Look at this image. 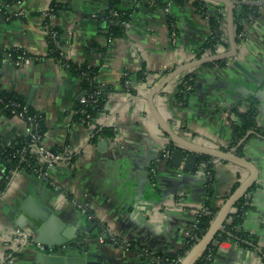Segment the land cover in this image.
Listing matches in <instances>:
<instances>
[{
  "label": "crops",
  "instance_id": "1",
  "mask_svg": "<svg viewBox=\"0 0 264 264\" xmlns=\"http://www.w3.org/2000/svg\"><path fill=\"white\" fill-rule=\"evenodd\" d=\"M60 2L62 7L51 23L64 33V56L97 66V80L112 91L104 111L91 123L72 120L73 107L82 89L77 77L47 55L43 12L50 0H11L5 7L7 15L0 11L1 87L25 101L32 90L30 105L41 111L45 119L44 143L51 149L65 143L68 154L75 156L73 162L69 161V155L59 160L52 170L62 191L54 190L32 174H16L9 181L0 197V264H31L23 245L24 234L15 233L19 227L12 212L26 194L53 206L68 224L79 220L80 225L87 226L86 220L93 219L105 227L100 236H93V230L80 231L70 242L71 251L82 256L86 264H150L135 248L124 249L106 239L115 235L152 251L173 252L182 246L196 220L205 196L201 164L186 171L182 168L184 161L178 168L171 164L169 154L157 165L155 184L150 181L148 164L165 148L169 138L150 114L145 96L166 73L196 58L195 49L209 33L207 20L191 1L176 7L172 37L160 8L144 6L136 0H120L119 7L132 11L130 25L124 35L108 43L104 18L107 0ZM3 3L0 0V5ZM222 11L225 12V5ZM244 30L233 58L221 66L194 69L195 88L185 104H174L173 95L180 78L193 68L177 75L153 95L156 109L184 139L225 150L231 142L230 118L236 120L228 108L237 103L238 109L245 111L250 99L258 103L256 120L264 128V10L246 22ZM223 31L227 39L226 30ZM13 48L27 53L25 63H14L10 56ZM225 50L219 48L216 53ZM235 59L248 74L233 64ZM141 66L145 67L144 80L136 79ZM126 71L130 76L127 87L121 83ZM103 126L113 127L116 142L102 136L95 142L90 140L92 130ZM25 132L24 122L0 112L3 140L9 142ZM102 139L106 141L104 149L97 143ZM241 144L244 156L258 169L243 228L264 247V141L252 135ZM212 162L215 178L212 201L220 207L232 185L240 182L247 170L226 160L214 158ZM64 190L84 201L91 214H82L69 205ZM220 245L225 250L215 254L211 264H261L252 249L231 240ZM13 252L23 255L16 258Z\"/></svg>",
  "mask_w": 264,
  "mask_h": 264
},
{
  "label": "trees",
  "instance_id": "2",
  "mask_svg": "<svg viewBox=\"0 0 264 264\" xmlns=\"http://www.w3.org/2000/svg\"><path fill=\"white\" fill-rule=\"evenodd\" d=\"M9 5L11 0H2ZM120 0H107V7L104 12V18L106 23V33L105 38H115L125 34L127 27L122 23L131 21V9H123L119 7ZM152 1V2H150ZM189 1L192 2L196 11L205 17L209 27V33L204 39V41L195 49L194 54L196 58H199L205 52L214 54L219 51V48H228V42L223 40L221 37L224 34L221 28V22L224 19L223 6L221 3H213L205 0H136V3H140L144 6H149L152 8H164L168 7V12L165 14V21L168 26L169 32L175 31V10L176 7H183ZM233 2V26L236 43H239L237 37V32L242 28V22H248L251 18L259 15V8L254 2L256 0H231ZM4 5H0V11L6 14ZM62 7L60 0H50L48 8L45 15L43 16V26L48 29L49 32L53 31L56 33L55 39L51 38L50 35H46V45H47V55L54 58L56 61H60L63 67L66 68L71 75L75 76L79 80L80 87L82 89L81 95L86 98L85 102H80L79 98L73 107L72 120L82 122L83 124L91 123L94 118L104 111V106L110 91L112 88L107 85L99 83L97 80V75L99 68L97 66L89 65L85 62H75L71 59L65 58L61 55V46H63L66 41L61 34H63L62 29L57 26L52 25L51 18L57 13L58 9ZM112 12H116L117 15L113 16ZM101 50V49H100ZM11 58L13 61L18 60L21 56L27 55L22 49L13 48L10 51ZM227 59H220L216 61L203 63L193 70L186 72L179 80L176 85V90L173 95L174 104L183 105L186 103L188 97L193 92L195 73L194 69L200 68L202 66L210 65H224ZM129 72L126 71V75L122 76L121 83L124 85L125 79L129 78ZM136 79H145V67L141 66V69L136 73ZM125 86V85H124ZM188 87H190L188 89ZM229 112L235 116L236 120L230 118L231 127V142L225 150H230L235 148V153L239 156H244L242 152L243 144L236 147L240 139L250 131L249 136L256 135L264 141V128L257 124V114L258 109L256 106V101L250 99L248 107L245 111H240L237 107V103L232 104L228 108ZM0 112L7 117L13 116V113H21L24 119L32 117L33 127L30 129L29 133L18 136L9 142L3 140L0 137V166L3 171L0 173V195H2L9 184V179L11 177V171L14 170H25L26 174H32L33 168L37 166V157L30 150L29 143L31 141L30 133H39L44 138V133L46 131L44 115L41 111L37 110L31 105H27L26 101L9 90H6L0 85ZM30 124V121H27ZM90 140L95 142L99 136L104 138H112L115 136V131L110 126H103L100 129L98 127L94 128L91 132ZM248 136V137H249ZM25 147L26 152L24 156L20 157L19 151ZM175 148L172 141H168L165 145V150L171 152ZM55 153H60L64 156H68L67 148L65 149V143L63 146L54 147L52 149ZM160 158H163V152L159 151ZM69 161L73 162L75 160L74 155H69ZM168 158V157H167ZM214 159L208 155L199 154L197 156V162L195 168L200 167V164L204 163V173L205 179L203 183L204 189V201L201 209L197 211L196 214V226L191 231L192 236H187L184 239L182 246L173 252H155V256L160 257L159 264H168L170 261L176 260L183 257L186 252L191 248V246L203 235V233L208 228L211 220L213 219L215 213L219 207L213 205L214 196ZM154 163L151 161L150 166ZM150 166H148V170ZM148 175L149 172H148ZM239 184L236 181L229 190V193L225 196L227 197ZM253 185L243 194L231 208L227 218L223 222L222 228L218 230L213 240L210 242L208 247L203 251V253L195 260L193 264H211L213 257L215 255L214 244L215 242H221L224 240H231L239 246L252 249L258 254L261 264H264V247L260 246L257 242V237L243 228V222L245 219L246 212L250 208V191ZM68 198L71 194L65 191ZM91 211L88 210L86 215H90ZM95 228L92 231L93 236H100L104 232V226L100 223L95 222ZM106 240L111 242V237ZM116 245L122 244L120 238L116 239ZM135 243L130 245V249L135 248ZM137 248H140L137 245ZM211 251V257L207 258V253ZM13 256L16 258H21L22 252H13ZM151 254V253H150ZM152 255H143L144 259L147 261ZM155 264V262H153Z\"/></svg>",
  "mask_w": 264,
  "mask_h": 264
},
{
  "label": "water",
  "instance_id": "3",
  "mask_svg": "<svg viewBox=\"0 0 264 264\" xmlns=\"http://www.w3.org/2000/svg\"><path fill=\"white\" fill-rule=\"evenodd\" d=\"M214 3H221L225 5V30L227 35L228 48L224 52L200 56L188 62L180 64L179 66L166 73L162 79L155 84L146 94L150 114L155 122L166 134L170 141L175 145V148L169 153L171 164L180 167V163L184 161L182 168L186 171H193L197 156L199 154L208 155L215 159L226 160L236 164L247 170V175L239 182L237 187L225 198L221 206L218 208L208 228L203 235L191 246V248L182 257L180 264H193L195 260L208 247L214 236L222 228L223 222L227 218L231 208L235 202L254 184L258 176V169L255 164L247 159L245 156H239L235 153V148L230 150H223L220 148L208 147L195 144L181 137L168 122L162 117L156 109L152 97L165 87L172 79L180 73L199 66L206 62L216 61L220 59L233 58L237 43L235 39L233 26V2L231 0H206ZM103 22L101 21V24ZM233 64L244 70L236 59ZM33 91L30 90L26 104L30 105ZM246 99V96H243ZM255 100V99H253ZM256 101V100H255ZM247 106L249 101L246 102ZM258 109V103L256 102ZM251 132L248 131L242 139L237 143L238 147ZM103 149L106 147V141L100 140L97 142ZM188 152V153H186ZM55 170V165L51 167ZM12 212L16 215L15 225L19 228L29 229V233H25L24 246L26 247V255L31 257V264H86L82 256L74 254L70 248V242L74 239L80 231H92L95 228L93 219H87V226L80 225V221L76 220L73 224H68L65 217L55 212L53 206L49 204H42L35 195L26 194L14 206ZM34 235L33 241H29V237ZM106 238V234L103 235ZM41 244V248L36 244Z\"/></svg>",
  "mask_w": 264,
  "mask_h": 264
},
{
  "label": "built area",
  "instance_id": "4",
  "mask_svg": "<svg viewBox=\"0 0 264 264\" xmlns=\"http://www.w3.org/2000/svg\"><path fill=\"white\" fill-rule=\"evenodd\" d=\"M206 1V0H205ZM152 2V1H150ZM210 2V1H209ZM214 3V2H213ZM254 4H256L259 8V10H264V0H256L254 2ZM4 6H8V4L6 3H3ZM47 10V9H46ZM46 10L43 12V16L45 15L46 13ZM162 12L165 14H167L168 12V7H164L161 9ZM224 14V19L223 21L221 22V28L224 30L225 29V12H223ZM112 15L113 16H116L117 13L116 12H112ZM205 18V17H203ZM206 19V18H205ZM126 27H128L130 25L129 22L127 21H124L122 22ZM246 22H242L241 25H242V28L237 32V37L239 39V43L240 41L244 38V35H245V30H244V25H245ZM44 30H45V42H46V35H50L51 38L55 39L56 37V33L51 31L49 32L47 28L44 27ZM64 38V33L61 34ZM170 35L173 37L174 36V30L170 33ZM223 40H226L224 35H222L221 37ZM108 43H111L112 42V38H107L106 39ZM239 43H237V46L239 45ZM65 45V44H64ZM64 45L61 46V55L64 56ZM65 57V56H64ZM66 58V57H65ZM26 56H21L18 60L14 61V63L16 65H20L22 63H25L26 61ZM59 64H61L63 66L62 63H60V61H57ZM126 75V72H124L122 74V76H125ZM130 84V79L127 78L125 79L124 81V85L127 87L128 85ZM190 87H188L189 89ZM79 100L80 102H85L86 101V98L84 95H80L79 97ZM13 116L14 117H17L19 118L22 122L25 123L26 125V132L25 134L29 133L30 129L33 127L32 123H33V120H32V117H28L27 119H24V117L22 116L21 113H13ZM27 121H30V124L27 122ZM112 127V126H111ZM113 128V127H112ZM31 135V141L29 143V148L30 150L36 155L37 157V166L33 168V173L32 175H34L35 177L39 178L40 180H42L43 182H45L46 184H48L51 188H53L54 190L56 191H62V187L60 186V183L57 182L54 178H53V174H52V170H51V167L53 165H55L59 160L61 159H64L66 156L60 154V153H55L51 148L47 147L46 144L44 143L43 141V137L41 136V134L39 133H30ZM111 139H113L114 142H116V137H112ZM63 146V145H62ZM68 148V145L65 144V149ZM163 152V158H160L159 156V153H156L154 155V157L152 158V162L154 163L153 166H150V163L151 161L149 162L148 166H150L149 168V178H150V181L152 182V184L154 185L155 182H156V172H157V165L160 161H163V160H166L167 157L169 156V151L168 150H165V148H163L161 150ZM26 152V148L23 147L20 151H19V155L20 157L24 156ZM201 165L204 167V163L202 162ZM11 177L9 179V181L12 179V177L16 174H26L25 173V170L23 169H20V170H14V171H11ZM65 191H63V194H64V198H65V201L71 205L73 208H76L79 212H81L82 214H87L88 213V205L82 201V200H79L77 199L76 197L72 196L70 198H68L65 194ZM2 195H0L1 197ZM196 226V222L193 223L192 227L188 230V232L186 233V237L187 236H192L190 235L191 234V231L195 228ZM29 229H23V228H16L15 230V233L18 234V235H21V234H25V233H28ZM185 237V238H186ZM118 237L115 236V235H112L111 236V243L112 244H115L117 243L116 239ZM222 242V241H221ZM221 242H215L213 243L215 248H211V249H214L215 251V254L217 253H221L222 251L225 250V248L223 246L220 245ZM133 242H128V241H122V244H119L117 246H120V247H123L124 249H130V245L132 244ZM134 244V243H133ZM37 247L41 248V244L37 243L36 244ZM140 246V245H139ZM136 251L138 252V254L140 256H143V255H152L148 262L150 264H153V262H155V264H159V261H160V257L159 256H155L153 253H155L156 251H152L150 250L149 248L145 247V246H140V248H137V245H134ZM151 253V254H150ZM215 256V255H214ZM211 257V251H209L207 253V258L209 259ZM182 260V257L181 258H178L176 260H173V261H170L168 264H180Z\"/></svg>",
  "mask_w": 264,
  "mask_h": 264
},
{
  "label": "rangeland",
  "instance_id": "5",
  "mask_svg": "<svg viewBox=\"0 0 264 264\" xmlns=\"http://www.w3.org/2000/svg\"><path fill=\"white\" fill-rule=\"evenodd\" d=\"M221 49H222V50H225L226 48L224 49V47H222ZM28 233H29V232H28ZM33 239H34V235L32 234V235L29 237V241H31V242H32V241H33Z\"/></svg>",
  "mask_w": 264,
  "mask_h": 264
}]
</instances>
